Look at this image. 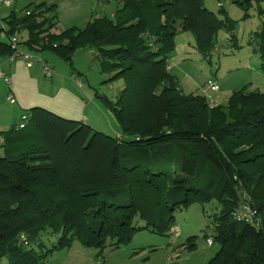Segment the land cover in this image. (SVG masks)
<instances>
[{
  "label": "trees",
  "instance_id": "obj_1",
  "mask_svg": "<svg viewBox=\"0 0 264 264\" xmlns=\"http://www.w3.org/2000/svg\"><path fill=\"white\" fill-rule=\"evenodd\" d=\"M115 1L111 16L59 32L56 2L0 17V56L13 53V36L66 61L91 48L106 81H122L115 98L102 97L116 135L38 106L28 109L23 127L0 131V264H38L74 239L103 248L139 230L168 234L177 210L212 201L217 211L205 236L218 248L206 264H264V90L246 84L209 107L206 96L183 92L166 71L177 32L193 33L197 51L210 60L220 29L238 47L237 21L203 0ZM248 42L264 67V19ZM245 201L259 224L232 216ZM46 234L56 242L45 249ZM194 237L185 247L195 246Z\"/></svg>",
  "mask_w": 264,
  "mask_h": 264
},
{
  "label": "rangeland",
  "instance_id": "obj_2",
  "mask_svg": "<svg viewBox=\"0 0 264 264\" xmlns=\"http://www.w3.org/2000/svg\"><path fill=\"white\" fill-rule=\"evenodd\" d=\"M39 2H45L47 5L57 3L58 21L54 28L57 32L71 26L82 28L89 17L103 14L111 16V11L115 8L114 2H109L103 7L97 4L96 0H15L11 8L19 12L27 4L35 5ZM203 3L219 17H224L223 13H218L219 7L222 6L227 11V15L237 21L235 34L238 47L232 46L228 34L220 29L216 34L215 49L210 60H206L195 47L194 34L188 30L180 31L174 36V49L168 59L170 68L167 69V64L166 71H171L183 92L206 96L211 103L209 107L216 102H225L232 90L246 84H250V88L257 87L264 90L262 60L248 42L250 34L259 28L264 19V12L262 14L258 12L259 9L264 10V0L259 2L251 0L250 4H245L243 7L232 0H203ZM8 11L7 8H1L0 17L5 16ZM245 13L247 16H244ZM22 37H25V33H22ZM1 39L5 41L7 37L2 34ZM23 50L30 55L40 56L43 60L47 58L55 68L53 75L61 74L68 78L71 72L79 71L78 81L83 87H76L70 80L73 83L71 88L78 94L84 95V92H88L90 99L93 100L90 103L95 105L97 117L104 119L103 123H97L96 127H92L116 135L118 124L104 105L102 97L115 98L121 88V80L107 82L110 75L101 73L94 56L82 48L73 52L70 61L58 57L50 50L31 51L24 45ZM56 61L59 64L55 65ZM34 63L40 65V62ZM211 76L213 79L216 77L215 80L218 81L219 89L215 93L203 90L204 84ZM7 94V83L0 77V131H8L20 121L26 123L28 118V110L20 111L16 104L9 102ZM212 98L215 102H211ZM22 112H25V120L21 119ZM1 141L0 134V156L6 153ZM216 211L213 201L203 205L193 203L175 212L174 225L178 227L176 234L170 232L158 234L150 230H139L133 234L130 241L118 247L106 245L103 248L86 247L79 240L74 239L70 246L53 250L38 264H206L218 248L216 243L209 245L205 236L212 233L211 216ZM189 236H195L193 248L184 245ZM42 242L45 244V249L49 248L56 242V236L43 235ZM3 260L2 262H5V259Z\"/></svg>",
  "mask_w": 264,
  "mask_h": 264
},
{
  "label": "crops",
  "instance_id": "obj_3",
  "mask_svg": "<svg viewBox=\"0 0 264 264\" xmlns=\"http://www.w3.org/2000/svg\"><path fill=\"white\" fill-rule=\"evenodd\" d=\"M96 2L103 7H106L109 2H114L115 7L117 5V1L115 0H110L106 3H102L99 0H96ZM7 9L10 10V8ZM114 9L111 11V15L113 14ZM91 17H89V19ZM22 33H25L26 37V32H21V35ZM82 49L85 52L94 55L91 48ZM44 61H46L55 71L54 66L48 62L47 58H44ZM57 64H59V62L57 63L56 61L55 65ZM0 69L8 77V82L5 81L8 86V94L6 97L9 102L16 104L20 111H25L38 106L48 109L61 117L80 120L93 127H96L98 125L97 123L104 122V119L97 117L98 115L94 110L95 105L90 103L93 100L92 98L90 99L89 93L84 92V95L78 94L75 89L71 88L73 83L78 88L83 87L82 84L80 86L78 85V80L80 78L79 71H76V73L71 72L68 78L63 75L61 76V74L53 75L55 73L51 76H43L44 73L42 72L41 65H36V63H34L31 67H27L21 58H11L8 55L0 56ZM214 78L216 79V77ZM70 80L73 81V83ZM217 91L211 92L215 93ZM9 97H11V100ZM211 102H215L213 98ZM22 115H25V112H22ZM116 131V134H118L119 129H116Z\"/></svg>",
  "mask_w": 264,
  "mask_h": 264
},
{
  "label": "built area",
  "instance_id": "obj_4",
  "mask_svg": "<svg viewBox=\"0 0 264 264\" xmlns=\"http://www.w3.org/2000/svg\"><path fill=\"white\" fill-rule=\"evenodd\" d=\"M15 0H0V9L1 8H11ZM28 13V12H27ZM10 47L13 49V53L10 55L11 58L14 57H19L21 58L27 67H31L34 62H40V65L42 67V72L46 76H51L54 73V70L50 65L42 60L40 56L37 55H30L23 50V43L21 40L13 36L10 40ZM170 68V65H167V69ZM0 77L3 78L6 82H8V77L6 74L0 69ZM78 85L80 86L81 83L79 82ZM219 89L218 84L216 80L214 79H208L206 83L204 84L203 90L206 92L207 90L209 91H217ZM11 100V97H9ZM211 105V104H210ZM22 120L26 119V115L21 116ZM25 122L21 121L20 123L17 124V127L21 128L23 127ZM243 198L246 199L245 194H243ZM232 216L234 219L237 221H242L250 224H259V220L257 219L256 216V210L253 209L246 201L241 202L233 211H232ZM170 233L176 234L178 232V227L176 225H173L170 230ZM207 243L211 245L212 239L210 237L207 238Z\"/></svg>",
  "mask_w": 264,
  "mask_h": 264
}]
</instances>
